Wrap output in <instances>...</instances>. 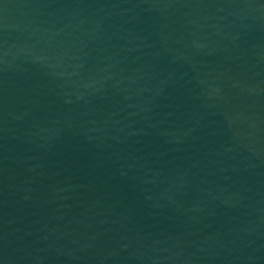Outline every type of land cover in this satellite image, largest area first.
I'll return each instance as SVG.
<instances>
[{"label": "water", "instance_id": "95a60500", "mask_svg": "<svg viewBox=\"0 0 264 264\" xmlns=\"http://www.w3.org/2000/svg\"><path fill=\"white\" fill-rule=\"evenodd\" d=\"M0 264H264V0H0Z\"/></svg>", "mask_w": 264, "mask_h": 264}]
</instances>
